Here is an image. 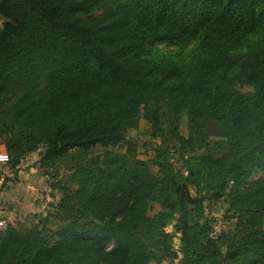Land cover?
Returning a JSON list of instances; mask_svg holds the SVG:
<instances>
[{"label": "trees", "instance_id": "16d2710c", "mask_svg": "<svg viewBox=\"0 0 264 264\" xmlns=\"http://www.w3.org/2000/svg\"><path fill=\"white\" fill-rule=\"evenodd\" d=\"M108 1L0 0V97L32 69L47 78L39 101L3 109V164L43 145L42 166L70 171L61 223L10 225L0 264H161L175 218L180 264H264V179L245 187L264 168V0H117L114 17L84 18ZM142 118L157 174L127 135ZM197 144L185 176L172 155ZM223 197L236 224L214 235L204 201Z\"/></svg>", "mask_w": 264, "mask_h": 264}, {"label": "rangeland", "instance_id": "374dc122", "mask_svg": "<svg viewBox=\"0 0 264 264\" xmlns=\"http://www.w3.org/2000/svg\"><path fill=\"white\" fill-rule=\"evenodd\" d=\"M119 7L120 4L117 0L99 3L97 8L89 15H85L84 18H111L118 12ZM5 21L6 19L0 15V28ZM158 46L163 49H177L175 46L167 47L164 43ZM44 73L43 70L38 68L32 69L29 74L20 75L12 85V89L0 97V115H2L4 110L17 104H28L34 99H36L34 100L36 102L39 101L47 86V78ZM235 86L242 92H253L255 90L254 85L245 80L237 81ZM180 130L185 136H188L189 121L187 115L182 117ZM151 134L152 128L150 124L142 118L138 127L128 131L127 135L128 138L137 145V156L148 160L150 169L157 174L159 167L152 162V158L154 156V145L159 140L154 138ZM211 140H214V137H211ZM6 148L5 140L1 137L0 150H6ZM112 149L120 150L119 148ZM45 150L46 147L40 145L35 151L25 155L15 167H12L10 163L8 165L0 163V220L4 219L7 221L6 227L0 228V236L5 235L10 225L25 228L33 225H40L41 228L45 226L46 228L56 229L61 223V220L55 216V211L66 188L69 187L68 175L70 171L64 167L58 169L56 167L48 168L42 166L40 159ZM205 152L206 147L202 144H197L196 147L184 157L177 151L172 155L173 165L177 171L187 176V160L190 158H199ZM262 179H264V168H257L245 187L251 189ZM35 183H43V185L35 187ZM188 190L193 196L197 195L196 186L191 182H188ZM29 192L30 195H32V200H29ZM20 194L23 196L20 197ZM203 194H205V192H203ZM41 199L42 202L38 203ZM52 199H54V201ZM204 204L205 215L211 219L214 235H217L221 231L231 230L235 227L236 218L233 212L230 211L229 203L226 201L225 197L218 200L206 199ZM161 210L160 205L152 203L149 214L154 215ZM176 222L177 220L175 218L165 229L174 235L173 247L177 255L174 259L163 261L161 264H180L182 258L181 233L175 227ZM113 247V242L107 245L108 250L113 249ZM150 264L157 263L152 262Z\"/></svg>", "mask_w": 264, "mask_h": 264}, {"label": "built area", "instance_id": "2783aa9c", "mask_svg": "<svg viewBox=\"0 0 264 264\" xmlns=\"http://www.w3.org/2000/svg\"><path fill=\"white\" fill-rule=\"evenodd\" d=\"M9 160V154L5 149L0 150V163H5ZM54 201V199H52ZM7 221L4 219L0 220V228L6 227Z\"/></svg>", "mask_w": 264, "mask_h": 264}, {"label": "crops", "instance_id": "0c3cea01", "mask_svg": "<svg viewBox=\"0 0 264 264\" xmlns=\"http://www.w3.org/2000/svg\"><path fill=\"white\" fill-rule=\"evenodd\" d=\"M32 185H33V184H32ZM42 185H43V183H35V184H34L35 187H40V186H42ZM22 196H23V195L20 194V197H22ZM28 196H29V200H32V195H30V192L28 193ZM34 198L36 199L35 196H34ZM37 198H38V197H37ZM29 200H28V201H29ZM39 202L41 203V202H42V199H41L40 201H38V203H39Z\"/></svg>", "mask_w": 264, "mask_h": 264}]
</instances>
